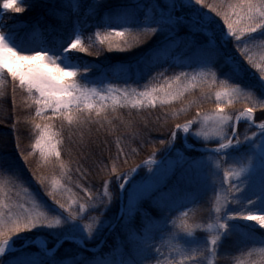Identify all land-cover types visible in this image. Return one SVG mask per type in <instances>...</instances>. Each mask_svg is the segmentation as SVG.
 I'll return each instance as SVG.
<instances>
[{"label": "snow or ice", "instance_id": "obj_1", "mask_svg": "<svg viewBox=\"0 0 264 264\" xmlns=\"http://www.w3.org/2000/svg\"><path fill=\"white\" fill-rule=\"evenodd\" d=\"M36 3L46 10L44 25L0 24V99L10 78L14 110L17 87L24 106L34 108L24 117L34 134L32 151L21 147L19 117L11 132L0 130V264H216L229 238L247 257L243 264H264V0H0V20L3 12L23 13ZM181 27L187 29L184 37L178 35ZM181 41L197 70L176 64L180 70L165 75ZM114 52L129 54L109 65L119 83L107 72L103 79L89 75L100 65L76 55ZM246 77L251 79L245 82ZM197 88L200 100H212L214 94V110L200 111V100L193 98L172 116L196 105L195 116L176 123L167 139L152 141L166 152L175 149V159L164 169L153 168L154 150L146 161L123 170L138 155L131 144L140 130L134 120L123 119L121 109L130 117L139 115L183 101ZM237 102L244 107L226 110ZM116 120L129 129L130 140L116 137L115 153L109 147L107 159L99 161L100 189L79 181L73 185V166L87 179L93 126L110 134ZM180 132L185 136L176 149ZM66 141L68 160L63 158ZM192 150L199 156L189 155ZM37 151L32 168L29 158ZM141 167L151 174L137 179ZM177 168L180 181L168 185ZM32 179L52 204L33 188ZM204 192L213 199L209 235L200 239L196 233L204 225L190 221L188 213ZM145 201L149 208L143 207ZM114 203L117 211L108 216ZM106 229L126 234L110 252L102 251L103 241L92 243Z\"/></svg>", "mask_w": 264, "mask_h": 264}, {"label": "trees", "instance_id": "obj_2", "mask_svg": "<svg viewBox=\"0 0 264 264\" xmlns=\"http://www.w3.org/2000/svg\"><path fill=\"white\" fill-rule=\"evenodd\" d=\"M144 4L151 3L150 0H142ZM27 7V5H25ZM204 11H209L208 9H204ZM21 21H16L15 24H17V27H19L23 24H35L37 21H40L42 25H44L46 22L44 18L47 16L46 10L41 8L39 6V3H36L33 7L28 8L25 12L21 13ZM214 15V14H213ZM142 19V17H141ZM217 19H219L217 17ZM48 21H51V18H48ZM13 22V21H12ZM94 31V29L90 30ZM187 32L186 28L181 27L178 30V35L180 37H184L185 33ZM89 32L85 33V37L89 35ZM156 37H153V40H155ZM87 42V41H86ZM151 44L152 41H149ZM182 50V51H181ZM181 52L179 53L180 58L176 59V61L171 62V66H168V71L165 73V75H172L174 72L179 71L175 65L176 64H184V65H191V67H186L184 70L186 71H192L193 68H195V57L187 53V49L184 47V43L181 41L179 47L176 48L175 52ZM234 51V48H233ZM78 56L82 58V62H88L96 65H100V68L93 73H90L89 75H94L99 79H103V73L107 72L109 79H111L114 82L119 83L115 76L112 75L110 71H108L109 65H116L121 62H123L129 54L127 53H104L100 57H97L95 55H88L86 53H78ZM105 56L108 57V59H105ZM197 67V66H196ZM148 77L145 76L142 80H140V84L143 85L147 81ZM250 77L245 78V82H247ZM131 83V81H129ZM12 86L11 81L9 83ZM13 87V86H12ZM7 95L0 99L1 104L0 107H2V100H6L3 110V114L0 115V121H3L0 123L1 129L5 128L4 130L7 132H10L11 124L16 121V118L19 117V123L17 124V128L19 130L20 135V143L21 147L24 148L26 151H29V137H26V129L25 126H28V121H24V113H25V101L22 100V96L24 95L20 89L16 88L15 91V110L13 106V89L6 87ZM201 94L200 89H195L190 94L186 95L185 99L183 101L174 102L172 105L164 106V107H157L155 109H147L142 111L139 115H137L135 112H133L132 116L130 117L128 114V109H121V115L125 121L127 120H134L135 126L140 130V136L131 144L132 147H137L139 149L138 155H136L134 158L129 159L128 165H122L123 170H127L128 167L132 166L133 164H140L142 161H146V159L151 155V153L155 150L156 151V159H158L161 156L165 157H172L175 156V149H173L172 152H166L164 147L159 145V143H152L153 140H156L157 138H165L167 139L170 135V132L175 129L176 123L183 124L187 120L192 119L197 111V106L192 105L190 110L186 112L180 113L178 118H173L172 113L174 111H178L181 108H185L188 105V102L191 101L193 98H196L200 100ZM214 100H200L199 103V110L202 112H209L214 110ZM244 107V104L242 102L234 103L233 105L229 106L226 110L229 112H234L237 110H240ZM259 109L257 110V114H259ZM28 114H31V111ZM115 129L109 134L104 131L96 132L95 126H93V132L90 137L91 142V150L93 153L92 159L89 160L88 164L85 166L88 171L86 173L87 179H81L80 174L75 171V166H73V172H72V184L74 185L77 181L94 186V190H99L101 187V184L103 183L104 174L100 171V167L97 166L100 160H106L109 155V147L111 148V152L115 153V145L114 140L116 137H121L125 143H127L130 140V131L127 129L119 120L114 121ZM146 125V126H145ZM55 126L57 128L60 127V121L57 120L55 122ZM9 129V130H6ZM24 130V131H23ZM241 131H243V126L240 128ZM23 131V132H22ZM65 137H67V132H65ZM180 137V135H179ZM15 141V134L11 137ZM75 139V138H74ZM190 139V138H189ZM12 140V145L14 146V142ZM105 141L108 143L105 144ZM191 141V139H190ZM192 142V141H191ZM182 147V138H178L176 141V149H179ZM77 148L73 146L72 150V159L77 158ZM189 155H195L199 156V152L192 150L188 153ZM17 155L19 153L17 152ZM164 157V158H165ZM36 156H32L29 158L31 167L36 168L38 160H36ZM63 158L65 160L69 159L68 154V145L67 141L65 144V151L63 154ZM93 160L97 162V164H93ZM20 163L23 164V160H20ZM25 173L29 178H31V170L29 169L28 165H24ZM42 171H48L47 169H41ZM149 169L146 167H142L139 169V176H144L145 173ZM180 171V169H179ZM170 185V184H169ZM32 186L35 190L39 191L40 196L46 200L49 204H52V201L49 197H47L43 189L35 182L34 179H32ZM71 186V185H70ZM166 187H162L161 191H166ZM78 191V190H77ZM207 194L203 193L201 196L200 202L194 206L191 207L195 211V222H203L204 224L207 223L210 219L209 209L210 206L207 202ZM144 208H149V202L145 201L143 203ZM118 205L113 204L111 211L108 213V216H112L117 211ZM153 215L155 214V209H151ZM139 215L136 217V224L139 225ZM107 229L101 236L97 238V240L92 241L93 244L98 243V240L101 237H104V234L106 233ZM119 232V230H117ZM117 232H109L106 236L102 251L104 252H110L111 249L116 246L118 243H120V238L125 236L126 234L123 232H119V237H117ZM259 239V237H257ZM251 246V245H250ZM238 246L235 244L233 238H229L224 245L221 247V255L216 258V264H237L238 261H241L242 259H246L247 257L244 256L241 252L237 251ZM246 251V249H244ZM224 253H228L225 255ZM116 258L119 259V256Z\"/></svg>", "mask_w": 264, "mask_h": 264}, {"label": "rangeland", "instance_id": "obj_3", "mask_svg": "<svg viewBox=\"0 0 264 264\" xmlns=\"http://www.w3.org/2000/svg\"><path fill=\"white\" fill-rule=\"evenodd\" d=\"M151 1V3L152 2H155V0H150ZM160 2L161 3H166L167 2V0H160ZM20 15H22L21 13H14V12H12V11H7V12H3V19L2 20H0V24H3V25H8V26H11V27H17V24H15L16 23V21H21L22 19H21V17H20ZM13 21V22H12ZM220 23L222 24L223 22L222 21H220ZM20 24L21 23H19V25L18 26H20ZM4 31H8V29L7 28H5L4 29ZM226 31V30H225ZM182 51V50H181ZM179 53H181L180 51L179 52H175L174 53V57H175V60L174 61H176V59H178V58H180V55H179ZM78 53H76V55H77ZM244 64H245V67L246 68H248V70L250 71V72H256V70L255 69H252L250 66H248L247 65V63H246V61L244 62ZM194 70H197V67L195 66V68H193V70L192 71H194ZM192 71H190V72H192ZM257 75H258V73H256ZM9 81H11V79L9 78V80H8V82L6 83V87H9V88H11V89H13V87L10 85V84H8L9 83ZM112 82H114V81H112ZM12 83V82H11ZM114 83H117V82H114ZM17 89H19L18 87H17ZM199 89V88H198ZM200 94H201V92H200ZM212 100H214V94H213V99ZM0 102H1V100H0ZM5 102H6V100H2V107H0V115H2L3 114V110H4V105H5ZM1 104V103H0ZM215 107V103H214V106H213V108ZM28 110H29V112L31 111H34V108H32V107H25V113H24V117H26V116H28L29 114H28ZM24 121L25 122H27L25 119H24ZM57 121V120H56ZM55 121V122H56ZM1 125V124H0ZM1 127V126H0ZM5 128H0V130H4ZM9 129H11L10 127H9ZM9 129H6V130H9ZM25 129H26V131H25V133H26V137L28 136L29 138V146L31 145V141H32V139L34 138V134L32 133V129H31V125H30V122H28V126H25ZM12 131V129L10 130V132ZM24 131V130H23ZM22 131V132H23ZM179 135H180V138H183L184 136H185V134L183 133V132H180L179 133ZM189 138L191 139V141H192V143H196L197 141H196V139L194 138V137H192L191 135L189 136ZM11 140H13L12 138H11ZM13 142H14V144H15V141L13 140ZM213 145H209V147H212ZM202 150V149H201ZM29 151H32V149H31V147H29ZM200 153V152H199ZM37 158H36V160H38V151L34 154ZM166 155V154H165ZM165 155L164 156H161V157H159L158 159H156L157 161H159L160 160V162L159 163H156L155 165H152V167L153 168H160V169H164V168H166L174 159H175V156H172V157H165ZM165 157V158H164ZM147 160V159H146ZM146 168V167H145ZM148 168V167H147ZM149 169V168H148ZM151 173H150V170H148L146 173H145V175L144 176H140V177H145V176H148V175H150ZM180 174H181V170L179 171V168H177L176 170H175V175H172V174H169V176H168V178H167V184L169 185H172V184H176L178 181H180ZM140 177H137V179H140ZM205 194H207V197H206V199H207V202H208V205L210 206V201H212V199H213V197H212V194H211V192H204ZM15 195V194H14ZM155 214L157 215V213L155 212ZM209 214H210V212H209ZM188 216H189V219H190V221H192V220H194V221H196L195 220V211L193 210V209H190V211H189V213H188ZM211 222V220H209L207 223H203V222H197V223H201V224H203L204 225V230H198L197 231V233H196V235L200 238V239H204V238H206L208 235H209V233L206 231V229H207V224L208 223H210ZM248 223H255V222H248ZM257 227H258V225H257ZM107 232V231H106ZM106 234V233H105ZM105 234H104V236H105ZM103 239V237H101L99 240H98V243L99 242H101V240ZM121 240L120 241H125L126 240V235L125 236H123V237H121L120 238ZM95 241V240H94ZM165 252H167L168 251V249H167V247H165ZM118 259V258H117ZM247 260V258L246 259H242L241 261H238V262H241V264H243V262H245Z\"/></svg>", "mask_w": 264, "mask_h": 264}, {"label": "water", "instance_id": "obj_4", "mask_svg": "<svg viewBox=\"0 0 264 264\" xmlns=\"http://www.w3.org/2000/svg\"><path fill=\"white\" fill-rule=\"evenodd\" d=\"M160 162V160L159 161H157V163H159ZM107 234H108V231H107V233H106V235H105V237L107 236ZM105 237H104V239H105ZM104 239H102V241L104 242Z\"/></svg>", "mask_w": 264, "mask_h": 264}]
</instances>
